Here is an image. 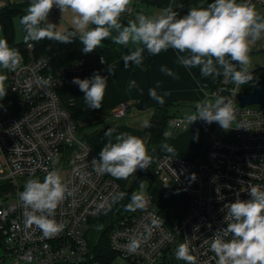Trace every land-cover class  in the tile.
<instances>
[{"label":"built area","instance_id":"obj_1","mask_svg":"<svg viewBox=\"0 0 264 264\" xmlns=\"http://www.w3.org/2000/svg\"><path fill=\"white\" fill-rule=\"evenodd\" d=\"M264 8V0H251ZM128 6L121 16L133 13ZM31 49V45H28ZM103 61H102V59ZM105 66L103 57L80 59L54 72L46 71L44 58L20 62L10 74L12 109L0 117V264H186L177 260V245L188 239L197 264H215L209 240L227 227L225 205L250 199L249 184L264 185V113L260 108L238 104V86L229 77L222 88L209 92L233 101L235 140L216 138L218 122L172 116L174 130L206 129L207 141L201 157L189 161L162 154L153 172L164 184L171 182L189 198L180 220L167 227L159 213L150 209L151 197L143 194V211L122 212L108 228L106 240L111 258L98 261L81 232L82 224L97 218L120 192L118 181L98 173L92 165L98 159L71 112L59 102L58 90ZM127 105L119 103L116 120L126 116ZM17 146V147H16ZM16 147V148H15ZM53 168L65 171L72 194L53 211L63 228L45 236L35 224L26 225L19 199L26 180H43ZM195 174V179H192ZM219 189V191H217ZM139 247L131 251V240Z\"/></svg>","mask_w":264,"mask_h":264},{"label":"clouds","instance_id":"obj_2","mask_svg":"<svg viewBox=\"0 0 264 264\" xmlns=\"http://www.w3.org/2000/svg\"><path fill=\"white\" fill-rule=\"evenodd\" d=\"M128 5L129 0H29L27 11L19 23L25 40L38 41L47 37L70 43L77 37V32H58L56 25L47 20L55 6L62 13L71 10L74 14L73 23L79 30L78 39L85 54L93 52L105 38L111 37L113 43L129 47L128 54L123 56L125 67L129 62L140 65L145 49L149 54L157 55L172 48L179 53H187L179 56L180 64L188 68L199 66L202 75L222 72L236 84L251 79L252 74L247 70L249 45L264 35V14L251 0H212L206 6L190 7L183 16H179L171 6L160 14L141 11L127 24H122L120 17ZM21 60L19 50L9 46L8 41L0 36V70H13ZM233 61L240 66L239 70ZM161 71L174 75L171 69L163 66ZM4 78L3 71H0V81ZM72 83L84 93L83 99L91 109L101 108L108 84L106 76L96 71L83 79L74 77ZM129 83L130 86L135 85L134 80ZM4 95L0 91V97ZM213 95L214 99L197 101L195 111L186 113L184 118L190 123L197 119L207 123L218 122L223 129H231L235 121L232 99ZM149 96L159 103L164 102L163 95H158L154 89H149ZM148 123L145 120L144 126ZM114 133V139H109L100 149L99 158L92 160L95 170L126 179L138 168H147L151 157L144 140L128 132H117L115 127L107 128L104 135L113 137ZM165 148L169 153L174 151L171 146L165 145ZM192 179H195V174ZM247 191L250 199L237 198L225 205L227 227L209 239L215 264H264V185L249 184ZM71 194L69 183L59 169L48 170L43 180L29 178L19 192L25 224H35L45 236L59 232L63 224L55 220L52 213ZM127 206L132 210L142 207V194L133 193ZM139 243L133 239L128 247L135 251ZM174 255L186 264H197L188 239L177 245Z\"/></svg>","mask_w":264,"mask_h":264},{"label":"crops","instance_id":"obj_3","mask_svg":"<svg viewBox=\"0 0 264 264\" xmlns=\"http://www.w3.org/2000/svg\"><path fill=\"white\" fill-rule=\"evenodd\" d=\"M210 2L212 0H129L128 6H132L134 11L129 16H121L120 21L122 24H127L128 20L134 19L135 15L141 11L147 14H160L169 6L177 11L179 16H183L190 7L206 6ZM28 4L29 0H0V9L10 5H22L24 6L23 11L26 13ZM73 15L71 10H65L62 13L59 8L54 6L50 10L47 20L56 25L58 32L63 33L67 29H72L79 33L73 23ZM19 19V17L13 19L15 31L21 30ZM114 34L115 32H113ZM0 36H2L1 32ZM250 45H256L255 41ZM98 47L106 50L108 60L105 66L96 70L108 79L101 108L91 109L83 99L84 93L74 83L58 90L61 106L71 112L80 131H87L85 133L88 134L89 144L98 156L103 145L109 139H114L115 133L113 137L104 135L105 130L109 127H115L117 132H128L141 137L145 142L146 149H149L151 147L149 133L146 131L144 121L149 120L154 109L166 107L167 113L171 117H185L186 113L195 111L197 101L209 98V82L220 83L223 78L222 72L205 76L201 74L199 66L191 68L183 66L178 62L179 56L187 55V53H179L172 48L161 51L157 55H151L145 49L144 59L140 65L129 62V65L125 67L123 56L128 54V46L115 44L109 37L105 38L101 46ZM162 66L171 69L174 75H168L161 71ZM0 71H3L5 76L4 80L0 81V91L5 93L4 97H0L1 117L12 109V95L9 89L12 70ZM96 71L86 74L81 79L90 77ZM133 80L135 85L130 86L129 82ZM149 89H154L158 95H163L164 102L159 103L149 96ZM165 93L167 95H164ZM119 103L127 105V113L123 119L116 120L113 112ZM168 133L169 136L161 148V155H171L189 161H195L201 157L207 141V135L203 130L193 128L174 130L168 125ZM165 145L171 146L174 151L167 152ZM153 174L150 176L157 177ZM146 176L148 175L143 173V169L138 168L126 179L111 177L118 181L121 193L131 194L136 188L145 184L147 187L144 188V191H147L146 193L151 199H156L159 203L157 211L159 216L163 212L169 213L171 218L167 219V224L173 225L182 213L179 214L180 205L175 197L180 192L174 184L171 182L164 184L158 177L150 179L148 180L150 182L146 183ZM165 188H168L167 191L163 190ZM163 209L165 210L162 211Z\"/></svg>","mask_w":264,"mask_h":264},{"label":"trees","instance_id":"obj_4","mask_svg":"<svg viewBox=\"0 0 264 264\" xmlns=\"http://www.w3.org/2000/svg\"><path fill=\"white\" fill-rule=\"evenodd\" d=\"M24 6L22 5H10L0 9V32L2 36L8 41L9 46L15 47L19 50L22 60L21 62H27L29 60H38L44 58L47 62L46 71L54 72L60 68H63L74 61L80 59H88L96 56L103 57L105 64L108 62L106 58V50L97 47L91 53H83L81 51L83 45L77 37L73 38L70 43H62L56 39H49L47 37L42 38L38 41L25 40V33L21 26L23 40L16 43L14 42V28L13 19L15 17H22L25 12L23 11ZM72 29H67L63 33L73 32ZM75 32V31H74ZM31 45V49L28 45ZM233 64L237 62L233 61ZM258 73L252 74L255 76ZM222 88L218 82H209V90ZM171 116L167 113L166 107L156 108L153 111L152 116L148 120V126H146V131L149 133V143L151 147L146 149L149 156L151 157L150 163L147 168L143 169L145 175H149V172L153 174V169L156 160L161 155V148L163 143L169 136L168 133V120ZM10 189V185L5 183L0 187V190L7 191ZM124 195L119 197L120 202L124 206L129 201V193H123ZM109 228V227H108ZM106 228L101 234L100 239L97 244L92 247V251L96 259L102 263H107L111 255L108 251V245L106 240V233L108 231Z\"/></svg>","mask_w":264,"mask_h":264},{"label":"rangeland","instance_id":"obj_5","mask_svg":"<svg viewBox=\"0 0 264 264\" xmlns=\"http://www.w3.org/2000/svg\"><path fill=\"white\" fill-rule=\"evenodd\" d=\"M255 8L264 14V8L260 7L258 5H254ZM18 19V18H17ZM23 40V35L21 33V30L19 31H15L14 29V41L15 42H19ZM256 45H249V57H250V62L247 65V70L251 73H261L264 72V35L261 36L260 39L255 41ZM240 66L237 64V69L239 70ZM253 75L251 76V79L246 81L245 83H241L238 86V93H241L242 90H251L253 87ZM254 108H260L263 110L264 113V105H257V104H252L250 105ZM235 122L232 125L231 129H223L222 127L220 129H218L215 133V137L216 138H222L225 140H230V141H234L235 140V136H234V127ZM205 132V134L207 135V131L206 129L203 130ZM86 138L88 139V134L81 131ZM154 173V172H153ZM61 175L62 177L65 179V171H61ZM152 175V173L149 172V175L146 176V180L145 182L148 183L150 181L148 180H152L155 179L157 177H152L150 176ZM155 174H153L154 176ZM144 183V182H143ZM146 185L143 184L141 186H139L138 188H136L131 194L129 193V201L128 204L130 202V197L133 193H139V194H143L146 193L147 191H144V188L146 189ZM168 188H165L163 190L167 191ZM121 190V189H120ZM179 191V190H178ZM122 190L118 193V195L115 197V199L111 202V204L108 206V208L105 210L104 213H102L100 216H98L97 218H94L92 220H89L87 223L85 222L84 224H82L80 230L83 233L86 241H87V245L88 248L92 249V247L97 244L98 240L101 237V234L103 233V231L108 228L111 223L114 221V219L116 218V216L122 212H126V213H140L143 211L142 207H138L135 208V210H132L130 208H128V204L126 203L124 206L122 205V203L120 202L121 194ZM170 192V191H168ZM180 193L177 194L176 200L179 201V214L180 212L183 213V211L185 210L184 207L187 206L189 204V198L188 196L182 192L179 191ZM151 193V192H150ZM173 196V195H172ZM120 197V200H119ZM174 204V203H171ZM158 201L156 199H152V204L150 206V209H152L153 211L157 212L158 211ZM183 206V207H181ZM165 209H163L162 211H164ZM174 210V209H173ZM160 219L163 222V224L167 227L171 226V224H167V219L171 218V215L167 212H163V214H160ZM164 216V217H163ZM173 216V214H172ZM180 220V216L179 219L176 221V223ZM175 224V223H174Z\"/></svg>","mask_w":264,"mask_h":264},{"label":"water","instance_id":"obj_6","mask_svg":"<svg viewBox=\"0 0 264 264\" xmlns=\"http://www.w3.org/2000/svg\"><path fill=\"white\" fill-rule=\"evenodd\" d=\"M240 107L257 104L264 105V72L253 77V87L251 90H242L238 96Z\"/></svg>","mask_w":264,"mask_h":264}]
</instances>
